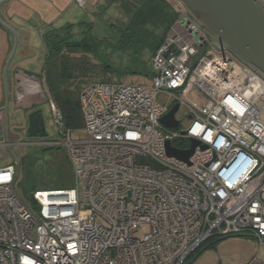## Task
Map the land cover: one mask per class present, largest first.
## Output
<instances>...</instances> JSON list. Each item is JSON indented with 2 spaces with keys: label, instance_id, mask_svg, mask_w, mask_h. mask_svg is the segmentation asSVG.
Returning <instances> with one entry per match:
<instances>
[{
  "label": "built area",
  "instance_id": "built-area-1",
  "mask_svg": "<svg viewBox=\"0 0 264 264\" xmlns=\"http://www.w3.org/2000/svg\"><path fill=\"white\" fill-rule=\"evenodd\" d=\"M167 1L177 18L150 84L87 83L80 132L64 127L45 85L59 125L51 145L67 149L73 183L21 196L19 161L0 156V264H185L212 238L264 243V77ZM176 104L187 112L170 128L161 119ZM193 139L188 161L169 155L167 142L188 150ZM238 157L248 169L231 185L223 173Z\"/></svg>",
  "mask_w": 264,
  "mask_h": 264
},
{
  "label": "rangeland",
  "instance_id": "rangeland-1",
  "mask_svg": "<svg viewBox=\"0 0 264 264\" xmlns=\"http://www.w3.org/2000/svg\"><path fill=\"white\" fill-rule=\"evenodd\" d=\"M56 1L51 0L49 3L53 5ZM118 1L94 0L93 6L85 5V10L80 7L78 1L66 0L58 18L59 25L52 27H62L67 23L78 25L81 21L94 22L97 35L103 38V41L98 43L102 49L99 55L95 56L94 62H97L96 59H98L101 62L103 60L114 64L111 70V81L150 84L152 75L131 74L125 69L127 62L131 61V55L121 51L122 46L117 41L123 36L121 34L122 27L129 21V15L121 9ZM72 13L76 14V17L71 20ZM35 21L39 23V21ZM33 37L37 38L33 49L34 55L29 59L30 62L26 67L35 74H40L46 48L44 41L40 40L39 32L36 31ZM151 58L148 54L143 56L149 66ZM102 79L103 77H97L91 80ZM87 82L90 80H82L81 86L84 87ZM36 98H38L37 103L22 108H15L12 98L10 99L8 127L4 128L3 137L0 136V141L9 139L13 143L11 147L0 146L1 163L2 165L15 164L18 167L19 161V175L15 188L16 192L24 197L36 189H54L55 187L51 186V181H57L56 178L59 176L52 178L53 180H49V178L55 175L60 165L62 166L61 173L66 166L71 167L67 149L64 146L51 145L52 142L59 139V125L54 118L49 99ZM158 100L162 103L163 97L159 96ZM35 110H41L43 113L47 130L45 137H30L28 135V116ZM186 112V108L182 107L178 111L177 117H182ZM185 123L182 126H185ZM65 175L67 174L65 173ZM199 251V254L196 252L197 255L191 256L185 264H249L254 258H256L257 264H264V243L260 244L258 239L249 235L226 236L212 245L202 246Z\"/></svg>",
  "mask_w": 264,
  "mask_h": 264
},
{
  "label": "trees",
  "instance_id": "trees-1",
  "mask_svg": "<svg viewBox=\"0 0 264 264\" xmlns=\"http://www.w3.org/2000/svg\"><path fill=\"white\" fill-rule=\"evenodd\" d=\"M118 2L121 9L129 15V21L122 27L123 36L117 41L122 46L121 51L131 55V61L127 62L125 69L131 74L151 76V63L149 66L143 56L148 54L152 57L162 44L176 21V13L167 0H119ZM43 37L46 48L45 58L41 72L37 76L44 80L49 98L62 115L64 127L80 132L84 125L81 82L82 80H90L87 83L111 81L114 64L103 60L101 62L98 59L94 62L95 56L99 55L102 49L98 43L103 41V38L96 33L94 22L81 21L78 25L67 23L62 27H51L44 31ZM97 77L103 79L91 80ZM59 167L55 175L49 178L53 180L52 178L59 176L56 178L57 181H51V186L55 188L72 186V168L66 166L61 173L62 166ZM219 239L221 238H212L205 245H212ZM200 249L196 251L197 254Z\"/></svg>",
  "mask_w": 264,
  "mask_h": 264
},
{
  "label": "water",
  "instance_id": "water-1",
  "mask_svg": "<svg viewBox=\"0 0 264 264\" xmlns=\"http://www.w3.org/2000/svg\"><path fill=\"white\" fill-rule=\"evenodd\" d=\"M7 0H0V6ZM188 16L211 36L212 43L222 51H227L242 64L258 71L264 77V0H176ZM0 24L9 29L14 36V47L4 69L5 105L0 111L6 112L9 103L7 70L16 52L18 34L15 29L0 17ZM179 105L173 106L161 119L170 128H178L175 113ZM7 114V113H6ZM28 135L47 136L46 123L41 110L28 116ZM199 144L192 140L188 150L174 148L167 142L169 155L188 161ZM205 147V146H203Z\"/></svg>",
  "mask_w": 264,
  "mask_h": 264
},
{
  "label": "crops",
  "instance_id": "crops-1",
  "mask_svg": "<svg viewBox=\"0 0 264 264\" xmlns=\"http://www.w3.org/2000/svg\"><path fill=\"white\" fill-rule=\"evenodd\" d=\"M50 1L7 0L0 6V17L12 26L18 34L17 49L7 70L9 102L12 98L15 108L28 107L37 103L38 98L36 97L45 98L43 94L44 81L33 71L27 69L26 66L30 62L29 59L34 55L33 49L37 38L33 36L36 31L40 34V40L44 41V31L52 26L59 25L58 18L66 0H53L56 1L53 5L49 3ZM72 1L74 2V0ZM76 1L84 9L86 4H94V0H89L88 2L87 0ZM70 17L72 20L76 17V14L72 13ZM35 20L39 21V23H36ZM13 47L14 36L12 32L0 24V108L5 105L4 69ZM23 95L24 98L20 99L19 97ZM8 112L9 103L7 111L0 113V136L2 137L4 128L8 127ZM2 121L4 122L2 123Z\"/></svg>",
  "mask_w": 264,
  "mask_h": 264
},
{
  "label": "clouds",
  "instance_id": "clouds-1",
  "mask_svg": "<svg viewBox=\"0 0 264 264\" xmlns=\"http://www.w3.org/2000/svg\"><path fill=\"white\" fill-rule=\"evenodd\" d=\"M248 169V163L244 162L242 157H238L230 167L224 171V177L229 181L231 185H235L246 173Z\"/></svg>",
  "mask_w": 264,
  "mask_h": 264
}]
</instances>
